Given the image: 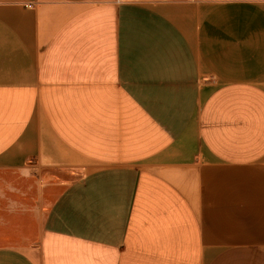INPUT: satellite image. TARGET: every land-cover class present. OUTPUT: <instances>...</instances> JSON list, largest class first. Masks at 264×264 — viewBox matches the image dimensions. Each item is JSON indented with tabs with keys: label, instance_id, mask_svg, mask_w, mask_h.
Segmentation results:
<instances>
[{
	"label": "crops",
	"instance_id": "crops-1",
	"mask_svg": "<svg viewBox=\"0 0 264 264\" xmlns=\"http://www.w3.org/2000/svg\"><path fill=\"white\" fill-rule=\"evenodd\" d=\"M0 264H264V0H0Z\"/></svg>",
	"mask_w": 264,
	"mask_h": 264
},
{
	"label": "built area",
	"instance_id": "built-area-1",
	"mask_svg": "<svg viewBox=\"0 0 264 264\" xmlns=\"http://www.w3.org/2000/svg\"><path fill=\"white\" fill-rule=\"evenodd\" d=\"M118 2L120 1H127V2H139V3H158V2H163V1H176V0H117Z\"/></svg>",
	"mask_w": 264,
	"mask_h": 264
}]
</instances>
